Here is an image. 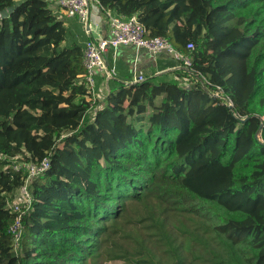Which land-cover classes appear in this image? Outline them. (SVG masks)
<instances>
[{"label":"trees","instance_id":"obj_1","mask_svg":"<svg viewBox=\"0 0 264 264\" xmlns=\"http://www.w3.org/2000/svg\"><path fill=\"white\" fill-rule=\"evenodd\" d=\"M95 2L135 15L192 74L114 72L91 113L83 44L52 3L0 0V264H264V0ZM45 156L15 250L7 201ZM119 218L161 257L106 224Z\"/></svg>","mask_w":264,"mask_h":264},{"label":"built area","instance_id":"obj_2","mask_svg":"<svg viewBox=\"0 0 264 264\" xmlns=\"http://www.w3.org/2000/svg\"><path fill=\"white\" fill-rule=\"evenodd\" d=\"M59 5L64 15L67 17H76L82 24L87 35V40L83 46V63L85 72L82 75V82L86 87V99L90 101L91 113H93L99 106L101 100L100 95L96 90V78L100 74L106 73L111 76L114 70H109L104 58V51L108 48H116L120 45L133 46L136 49L144 48L151 54L160 52H167L179 63V66L186 67L188 74L190 72L191 60L187 55L177 52L170 42L161 36L146 37L145 28L138 21L135 15L129 18L116 15L111 11H107V37H100L98 39L91 35L90 29V6L89 0H48ZM8 11H0V19L6 15ZM59 18V17H58ZM87 26V27H86ZM187 48L192 49L193 44L187 43ZM142 76L134 78L135 81L142 80ZM213 95H217L214 93ZM226 105H229L224 101ZM6 156L0 153V159H5ZM28 167V178L20 186L18 192L7 201V209L14 215V221L9 227L13 247L15 250L19 248V242L23 230L22 217L29 210L33 196L31 194L29 183L30 179L43 173L49 168V156L43 157L39 162H32L26 164Z\"/></svg>","mask_w":264,"mask_h":264},{"label":"crops","instance_id":"obj_3","mask_svg":"<svg viewBox=\"0 0 264 264\" xmlns=\"http://www.w3.org/2000/svg\"><path fill=\"white\" fill-rule=\"evenodd\" d=\"M51 7L59 18L67 26V39L78 40L83 45L87 39L84 28L74 17H67L56 3H52ZM90 29L91 35L98 39L100 37H107V23L106 19L100 14L99 8L96 3H93V8L90 9ZM106 54H104L106 65H112V68L116 75L121 78H127L132 76L133 79L142 72L144 75L158 76L166 74L162 78L176 77L172 73L175 69H178L179 63L167 52H160L157 54H151L144 48L136 49L133 46L120 45L116 48H108ZM108 63V64H107ZM102 77V81L97 83V78ZM96 78V90L99 93V87L102 83L105 84V95L108 92V76L105 73L100 74ZM100 97H102L100 95Z\"/></svg>","mask_w":264,"mask_h":264},{"label":"rangeland","instance_id":"obj_4","mask_svg":"<svg viewBox=\"0 0 264 264\" xmlns=\"http://www.w3.org/2000/svg\"><path fill=\"white\" fill-rule=\"evenodd\" d=\"M93 3L94 2H91L90 9L93 8ZM74 19H76L78 21V19L76 17H74ZM85 42H84V44H85ZM104 83H102V85H100V87H99V93L102 96V99L105 96V91H106ZM123 209L126 210V211H132V206L129 204V205L124 206ZM101 224H103V223H101ZM106 224H109L110 227L117 228V230L122 232V233L123 232H128V233L132 234L135 237L136 236H142L147 241H150V242H147V243L149 245L148 249L150 250L151 255L154 258H160L161 257V253H160L161 247L159 246V243H162L161 241L157 242L156 240H154L155 238H152V239L150 238L149 239L146 236V234L144 232H142L139 228H137L135 226H132V225H128L127 222L125 220L121 219V218H119V219H117L115 221H111V222L106 223ZM120 255H122V254H120ZM87 264H94V263L92 261H89ZM95 264H132V262H131V260H129L125 256H113V257H110V258H102L101 260H99L98 263L95 262Z\"/></svg>","mask_w":264,"mask_h":264},{"label":"water","instance_id":"obj_5","mask_svg":"<svg viewBox=\"0 0 264 264\" xmlns=\"http://www.w3.org/2000/svg\"><path fill=\"white\" fill-rule=\"evenodd\" d=\"M87 27V26H86ZM104 54H106V51H104ZM178 68H181V69H184V70H187L186 67H183V66H179ZM191 72V71H190ZM192 73V72H191ZM112 77V75H111ZM230 106L231 105V102L228 100V99H224ZM259 131H260V128L258 129V131L256 132V137H258V134H259Z\"/></svg>","mask_w":264,"mask_h":264},{"label":"clouds","instance_id":"obj_6","mask_svg":"<svg viewBox=\"0 0 264 264\" xmlns=\"http://www.w3.org/2000/svg\"><path fill=\"white\" fill-rule=\"evenodd\" d=\"M92 2H94V3H96L95 2V0H93ZM51 3H54V2H51ZM90 4H91V2H90V0H89V6H90ZM58 5V4H57ZM59 6V5H58ZM61 9V8H60ZM8 14V13H7ZM59 19H61V18H59ZM86 34V33H85ZM88 38V37H87ZM87 40V39H86ZM84 46V45H83ZM107 50V49H106ZM104 55V54H103ZM105 58V57H104ZM107 68H108V66H107ZM109 70H111L110 68H108ZM113 69V68H112ZM103 75L105 76V73H103ZM111 75H114V73L113 74H111ZM98 77V76H97ZM108 77H111V76H108ZM134 80V79H133ZM135 81V80H134ZM102 101V97H101V100L99 101V103ZM98 103V104H99Z\"/></svg>","mask_w":264,"mask_h":264}]
</instances>
